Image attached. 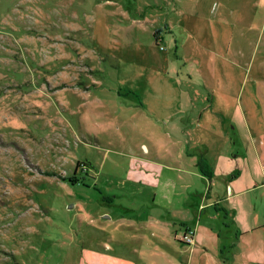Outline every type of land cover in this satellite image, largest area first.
Listing matches in <instances>:
<instances>
[{"label": "rangeland", "instance_id": "1", "mask_svg": "<svg viewBox=\"0 0 264 264\" xmlns=\"http://www.w3.org/2000/svg\"><path fill=\"white\" fill-rule=\"evenodd\" d=\"M164 60L189 89L239 107L211 114L218 168H259L249 140L264 145V0H0V264H76L127 209L178 218L168 204H185V179L173 191L167 173L129 171L131 158L166 162L173 140L117 94L142 92Z\"/></svg>", "mask_w": 264, "mask_h": 264}, {"label": "crops", "instance_id": "2", "mask_svg": "<svg viewBox=\"0 0 264 264\" xmlns=\"http://www.w3.org/2000/svg\"><path fill=\"white\" fill-rule=\"evenodd\" d=\"M174 26L171 23L163 30L155 29L157 39L163 42L167 35L172 38ZM218 34L214 29V38ZM228 49L221 48L219 53L224 57ZM180 72L174 63L164 60V68L145 81L142 92L117 93L119 98H134L127 101L129 105L154 120L162 134L173 140L174 153H168L166 162L154 158L149 164L144 157L131 158L135 163L130 164L129 171L137 172L133 173L137 179L145 177L150 169L167 173L173 191L185 179L184 193L179 191L185 204H168V210L174 208L179 213L178 218L165 220L152 211L149 219L148 213L138 214L137 209L126 210L131 216L114 218L112 214L105 218L114 220V224L105 226V243L97 249L81 248L76 264H264V145L257 146L253 136L249 140L253 163L259 168L245 172L219 169L217 144L224 141L216 138L220 123L213 121L211 114H231L239 107L235 110V105H229L223 92L209 97L189 89L185 81L190 77ZM197 99L204 101L200 107ZM195 111L199 115L192 124L189 114ZM196 126L200 132L193 143L189 138ZM213 137L215 141L210 140ZM142 147L147 154L148 148ZM219 155V162L227 159ZM201 161L210 169L209 178L200 171ZM173 191H168L171 197ZM184 230L194 233L188 245L180 241ZM115 235L119 241H114Z\"/></svg>", "mask_w": 264, "mask_h": 264}, {"label": "built area", "instance_id": "3", "mask_svg": "<svg viewBox=\"0 0 264 264\" xmlns=\"http://www.w3.org/2000/svg\"><path fill=\"white\" fill-rule=\"evenodd\" d=\"M160 49H162V48H160ZM193 234H194L193 231H191V230H185L184 233H183V235L180 238L181 243H183L185 245H188V244L192 243V241H193Z\"/></svg>", "mask_w": 264, "mask_h": 264}, {"label": "trees", "instance_id": "4", "mask_svg": "<svg viewBox=\"0 0 264 264\" xmlns=\"http://www.w3.org/2000/svg\"><path fill=\"white\" fill-rule=\"evenodd\" d=\"M157 32L158 31H155L154 33H153V37L155 38V40H156V42H157ZM158 43V42H157ZM76 166H78V165H76ZM198 166H199V168H200V171L202 172V174L204 175V176H206V177H210V175H209V168L207 167V165H206V163H205V161H201V162H199L198 163Z\"/></svg>", "mask_w": 264, "mask_h": 264}, {"label": "flooded vegetation", "instance_id": "5", "mask_svg": "<svg viewBox=\"0 0 264 264\" xmlns=\"http://www.w3.org/2000/svg\"><path fill=\"white\" fill-rule=\"evenodd\" d=\"M83 166H85V165L83 164ZM86 171H87V169L85 167H83L82 173H85L86 174Z\"/></svg>", "mask_w": 264, "mask_h": 264}]
</instances>
